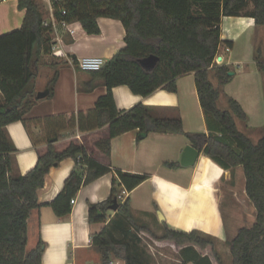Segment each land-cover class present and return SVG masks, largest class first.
Masks as SVG:
<instances>
[{
    "label": "trees",
    "instance_id": "16d2710c",
    "mask_svg": "<svg viewBox=\"0 0 264 264\" xmlns=\"http://www.w3.org/2000/svg\"><path fill=\"white\" fill-rule=\"evenodd\" d=\"M58 22L79 21L89 34L101 32L98 19L110 17L122 21L126 46L108 59L99 70H84L74 59L77 71L88 74L80 88L92 91L98 84L107 87L93 108L79 112L76 125L88 132L106 128V134L95 142V147L106 162L90 154L80 142L72 141L67 148L57 150L53 145L59 133L49 139L45 152L26 174L16 173L17 148L9 136L8 124L22 120L39 100L34 89L36 63L42 54L52 52V25H46L49 10L42 0H19L25 10L22 26L0 35V264H42L44 242L31 249L28 243V218L41 206L38 191L45 184L46 175L64 159L76 160L77 169L67 178L64 189L50 202L59 217L72 211V200L82 186L113 172L111 196L100 203H91V223L107 222V213L114 199L120 207L115 217L99 233L92 235V245L101 254L102 264L114 259L123 264H152L151 255L130 238L132 228L147 232L155 239L169 240L178 246L185 264H214L209 255L197 248H212L218 264H224L217 252L215 237L194 230L176 231L166 228L157 235L146 223L135 217L130 199L120 201L117 183L131 192L149 176L114 169L111 164L112 140L128 131L139 130L138 140L150 133H182L193 146L203 151L227 170L241 166L246 179V193L255 206L256 221L243 227L230 241L233 264H264V136L254 141L240 124L248 123V114L241 103L228 97V108L219 101L223 87L232 80L231 67L217 64L215 58L222 46L233 47L232 41L222 40L223 16H249L258 26H264V0H51ZM253 3L254 7L250 8ZM65 12V13H64ZM151 55L159 58L153 69L145 68L140 60ZM255 60L264 75V43L256 48ZM195 72L199 100L204 109L209 134L186 132L181 118H159L153 108L138 103L130 109L119 110L113 88L127 85L135 94L149 96L162 88L178 90V78ZM59 72L49 82L47 98L54 95ZM213 75V77H212ZM215 78L217 85L212 81ZM52 117L40 121H49ZM61 132V131H60ZM174 165L173 163H168ZM102 212V214H100ZM117 230L124 237L117 235Z\"/></svg>",
    "mask_w": 264,
    "mask_h": 264
},
{
    "label": "crops",
    "instance_id": "0c3cea01",
    "mask_svg": "<svg viewBox=\"0 0 264 264\" xmlns=\"http://www.w3.org/2000/svg\"><path fill=\"white\" fill-rule=\"evenodd\" d=\"M42 1L49 10L45 24L52 25L53 39L52 52L43 53L36 63V93L49 89V82L57 71L59 75L54 85V95L43 99L37 97L39 100L26 114L27 125L19 120L6 127L17 148L15 171L21 174H26L37 164L40 153L48 148L49 139L58 133L59 138L53 143L57 150L67 148L72 141L80 142L95 158L106 162L96 151L95 142L106 134L107 129L82 132L75 123L79 112L93 108L98 98L107 93V87L98 84L92 91L81 89L80 83L88 79V74L77 71L74 59L99 56L107 61L126 46V30L121 20L100 17L98 23L101 32L89 34L79 21H56L52 1ZM25 12L19 8V0H0V35L20 28ZM221 27L222 40L233 42V47L229 48L232 55L227 61L224 48L228 47L222 46L220 49L222 64L230 67L241 63V60L234 57V52L243 34L248 32L249 47L254 45L256 49L260 43H264V26H258L253 17L223 16ZM254 63L257 65L256 60ZM214 79L212 81L217 85ZM234 80L232 78L223 87V91L241 103L249 117L247 125L252 127V114L246 103L230 87ZM177 84V92L160 88L149 96L135 94L127 85H119L113 88V95L119 110L143 103L153 108L156 117L181 118L186 132L209 134L198 96L195 72L179 77ZM0 98V102H3L1 91ZM48 117L52 118L47 122H38L39 119ZM69 122H72L71 126L66 124ZM138 135L139 130H131L115 137L111 142V164L114 169L149 176L125 195V200L130 199L135 217L162 233L169 228L184 232L197 230L204 235H211L220 245H226L227 252L232 256L230 241L241 228L251 227L256 216L253 224L247 226L246 213L236 212V208L229 207L233 205L230 202L232 200L223 198L220 186L225 180H232L233 176L236 178L239 174L246 184L243 168L237 167L234 173V170L223 168L203 151H200L195 165L185 167L181 165L182 153L187 145L193 143L184 134L152 132L142 140H138ZM76 169V160L71 157L50 169L44 186L38 191L41 206L35 208L28 218L27 249L31 250L40 241L44 242L42 264H102L101 254L92 245V235L99 233L107 222L91 223L89 206L111 196L115 174H105L82 186L74 198L71 213L59 217L49 203L62 192L67 178ZM117 190L122 194L126 189L118 182ZM111 211L113 210L108 211V216ZM159 213L164 220L160 219ZM157 244L171 245L179 253L183 248L169 240H159ZM196 248L201 254L209 255L214 264H218L212 255V248ZM219 256L223 261L220 253ZM119 262L123 264L122 260Z\"/></svg>",
    "mask_w": 264,
    "mask_h": 264
},
{
    "label": "rangeland",
    "instance_id": "374dc122",
    "mask_svg": "<svg viewBox=\"0 0 264 264\" xmlns=\"http://www.w3.org/2000/svg\"><path fill=\"white\" fill-rule=\"evenodd\" d=\"M253 7L254 5L253 3H251L248 9ZM248 40L249 38L247 32L241 36L240 40L236 44L234 57L238 60H241V63H235L231 65V71H234L236 73L232 75L235 80L230 87L232 89V92L239 95L240 98L243 99L248 110L252 114L250 122L252 127L241 123L240 128L247 132V134L252 137L254 141H257L259 138L264 136V75L259 70L258 66L254 63L256 49L254 48V45H251V47H249L247 43ZM224 54L225 61H227L229 56L232 55V52L231 50H227L226 48H224ZM214 81L217 82L216 79H214ZM228 97L231 96H228L226 95V93H224V95L220 99L219 105L221 108H228ZM1 100L2 99L0 98V101ZM66 124L68 126H71L72 122ZM97 138L98 137H95V139ZM96 151L98 152V154L100 153L98 149ZM235 172L236 168L234 169V173ZM245 185L246 184L244 182V179H242L239 174V176L236 178L235 176H233L232 180H225L220 186V192L222 191L224 199L232 200L230 202H232L233 205H230L229 207L236 208V212L246 213V217L248 218V220H246V225L250 226L255 221L256 210L245 192ZM120 201L122 200L120 199ZM114 217L115 211H111V214H109V216L107 215V222H109L111 218L113 219ZM138 221L139 223H146L139 219ZM151 229L157 235L163 234L156 228L151 227ZM132 234L133 235H130V238L133 239V237L135 236L134 239L139 243V245L151 255L152 264H185L182 260L181 254L179 252H176L173 246L157 244V241L159 240L155 239L154 236L147 232L137 231L134 228H132ZM117 235L120 238L124 237V233H121L118 230ZM215 245L217 251L224 258L223 263L233 264L232 256H230L227 252V246L220 245L216 240ZM210 248L211 247H209L208 249ZM113 262L115 264H120L119 260L117 259H114Z\"/></svg>",
    "mask_w": 264,
    "mask_h": 264
},
{
    "label": "water",
    "instance_id": "95a60500",
    "mask_svg": "<svg viewBox=\"0 0 264 264\" xmlns=\"http://www.w3.org/2000/svg\"><path fill=\"white\" fill-rule=\"evenodd\" d=\"M219 60H222L221 56L219 57ZM158 61L159 58L155 55H151L149 57L140 60L141 64L147 69H153L157 65ZM234 74H235L234 71L229 72L230 76ZM49 93H50L49 89H46L44 91H39L37 97L39 99H43L46 98L49 95ZM199 156H200V150L198 148H196L193 145H187L182 153L181 165L185 167L193 166L196 164ZM119 207H120V203L118 201V198H115L113 204L110 206V209L113 211H117ZM100 214H102V212H100ZM159 215H160V219L164 220L162 214L159 213Z\"/></svg>",
    "mask_w": 264,
    "mask_h": 264
},
{
    "label": "built area",
    "instance_id": "2783aa9c",
    "mask_svg": "<svg viewBox=\"0 0 264 264\" xmlns=\"http://www.w3.org/2000/svg\"><path fill=\"white\" fill-rule=\"evenodd\" d=\"M226 49L229 50V48H226ZM220 56L222 57V60H219ZM222 61H223V55L219 51L216 55L215 62L217 64H222ZM105 63H106V60L103 57H99V56L84 57L79 60L80 67L88 71L89 70H99L104 66ZM126 194H127V190H123V193L119 196V198L125 201ZM72 203H75L74 199L72 200ZM112 264H115V263L112 262Z\"/></svg>",
    "mask_w": 264,
    "mask_h": 264
}]
</instances>
